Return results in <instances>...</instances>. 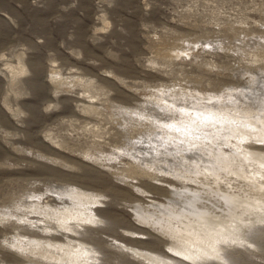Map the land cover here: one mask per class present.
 <instances>
[{
	"label": "rangeland",
	"instance_id": "obj_1",
	"mask_svg": "<svg viewBox=\"0 0 264 264\" xmlns=\"http://www.w3.org/2000/svg\"><path fill=\"white\" fill-rule=\"evenodd\" d=\"M263 72L264 0H0V264H264Z\"/></svg>",
	"mask_w": 264,
	"mask_h": 264
},
{
	"label": "bare ground",
	"instance_id": "obj_2",
	"mask_svg": "<svg viewBox=\"0 0 264 264\" xmlns=\"http://www.w3.org/2000/svg\"><path fill=\"white\" fill-rule=\"evenodd\" d=\"M260 40V39H259ZM260 41H262V40H260ZM251 76V82H256V80H258V82H257V84H258V86L256 85V89H255V91L254 92H248L247 93V90H241L242 92H240V94L241 95H244V97L246 96V95H248V97H246L247 99H249L253 104H255L256 105V110H258V112H259V114H261V115H264V83L262 82V81H264V72L259 76V77H256L255 76V74H253V75H250ZM236 88H234V92L233 91H231V92H229L228 94H225V95H222V96H217L216 97V101L218 102V103H220V104H225L226 102H227V100H226V98H228V99H230L228 102L229 103H231V105L233 106H235V107H240V105H242V104H238L237 103V98L235 97L236 95H238L237 93H236V91L237 90H235ZM246 89V88H245ZM260 91H262L261 93H260ZM244 92V93H243ZM235 93H236V95H235ZM187 94V93H186ZM193 96V95H192ZM193 98V97H192ZM240 98V97H239ZM196 99V98H195ZM210 99V98H209ZM76 100H78V99H76ZM165 100H167L168 101V99H165ZM191 100V99H190ZM206 100V99H205ZM205 100H203V102H205ZM208 100V99H207ZM213 100V99H212ZM190 102V101H189ZM195 102V101H194ZM207 102H209V100L207 101ZM197 103V102H196ZM171 104V103H170ZM206 104V103H205ZM198 105V104H197ZM199 105H201V104H199ZM230 105V106H231ZM189 105H187L186 107H184V108H186V113H187V124L188 125H192L193 124V120H192V118H195V117H199V118H204L205 119V121L203 120V119H201L200 121H198V118L197 119H194L196 122L198 121L199 122V124L201 123V122H205L204 124H201V125H206V124H212L213 126H217V127H222V126H225V127H229L230 125H227L225 122L228 120V116H215L214 114H219L217 111H213V109H210L209 107H208V110H205L204 108H205V106H204V108H201V109H199L198 110V107L196 108V107H194L195 106V104H194V106H192V107H188ZM202 107H203V104L201 105ZM233 106V107H234ZM214 108H215V106H213ZM231 121V120H230ZM230 121L228 122V124H231L230 123ZM233 121V120H232ZM251 122H253V126L251 127V128H249V131L250 132H253L255 129L257 130V131H261V133L262 134H264V118H260V117H253L251 120H250ZM174 122H176V121H174ZM173 123V122H172ZM179 122H177V126H179L180 124H178ZM219 124H221V125H219ZM232 125H233V122H232ZM235 125V124H234ZM233 125V126H234ZM237 126V125H236ZM236 126H234V127H236ZM238 126H241V125H238ZM245 129H247V128H245ZM219 130V129H218ZM239 130V129H238ZM230 131V130H229ZM228 133V132H227ZM202 137V136H201ZM209 136H204V137H202V139L200 140V143H202V144H205V143H203V142H207L206 140L208 139L209 140V138H208ZM206 139V140H205ZM199 142V141H198ZM205 147H207L208 148V150H212V149H210V148H212L213 146H211V145H209L208 144V142H207V144H205L204 145ZM198 147V146H197ZM199 147H201V146H199ZM192 149V148H191ZM217 149V148H216ZM196 150V149H195ZM195 150H193V152H196ZM200 150V149H199ZM203 150V149H202ZM200 152V151H199ZM189 153H191V152H189ZM218 153V152H217ZM192 154V153H191ZM199 154V153H198ZM197 154V155H198ZM214 154V153H213ZM216 154V153H215ZM178 155V154H177ZM176 155V156H177ZM217 155H219V154H217ZM220 156V155H219ZM218 156V157H219ZM222 156V155H221ZM180 157H181V155H180ZM182 158L183 159H185V157L184 156H182ZM196 158H198V157H196ZM206 158V157H205ZM211 158V157H210ZM190 159V158H189ZM192 159H193V154H192ZM207 159H208V157H207ZM206 159V160H207ZM178 160H181V159H178ZM197 160V159H196ZM188 161V160H187ZM180 163V162H179ZM189 163H191V162H189ZM210 163V162H209ZM210 164H212V163H210ZM180 165H182L183 166V164H182V161H181V164ZM185 165V164H184ZM186 167V166H185ZM184 167V168H185ZM186 170L188 169V167H186L185 168ZM188 171V170H187Z\"/></svg>",
	"mask_w": 264,
	"mask_h": 264
}]
</instances>
